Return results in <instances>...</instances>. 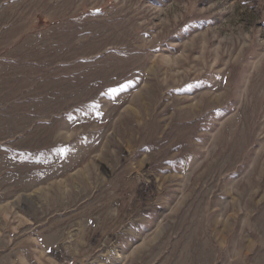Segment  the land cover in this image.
Wrapping results in <instances>:
<instances>
[{"label":"rangeland","instance_id":"374dc122","mask_svg":"<svg viewBox=\"0 0 264 264\" xmlns=\"http://www.w3.org/2000/svg\"><path fill=\"white\" fill-rule=\"evenodd\" d=\"M0 264H264V0H0Z\"/></svg>","mask_w":264,"mask_h":264}]
</instances>
